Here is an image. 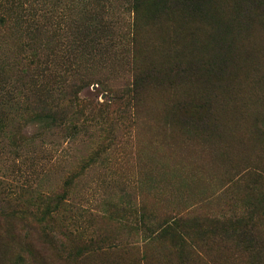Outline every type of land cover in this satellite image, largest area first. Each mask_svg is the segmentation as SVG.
Instances as JSON below:
<instances>
[{
	"label": "rangeland",
	"instance_id": "1",
	"mask_svg": "<svg viewBox=\"0 0 264 264\" xmlns=\"http://www.w3.org/2000/svg\"><path fill=\"white\" fill-rule=\"evenodd\" d=\"M14 1L21 23L0 25V264H178V243L151 238L164 218L183 220L186 264H264V0L153 16L108 0L102 18L94 0ZM31 52L57 91L79 86L75 128L42 113L41 78L22 74ZM245 213L254 248L225 222ZM97 244L109 252L89 258Z\"/></svg>",
	"mask_w": 264,
	"mask_h": 264
},
{
	"label": "trees",
	"instance_id": "2",
	"mask_svg": "<svg viewBox=\"0 0 264 264\" xmlns=\"http://www.w3.org/2000/svg\"><path fill=\"white\" fill-rule=\"evenodd\" d=\"M92 1V0H89ZM96 1V2H95ZM180 1V0H179ZM203 0H181V3H178V0H128V2L130 3L132 9L134 10L133 12L136 13V11L138 10V8L141 5H144V7L150 11V15H156L157 13H161L163 11H165L167 8L171 7L175 2L177 5L179 4L180 6L183 7V9H192V10H197L198 7L200 6V3ZM109 2L108 0H94V4H96L99 7V14H101V18L104 17L102 16L105 13V8L106 6H104L105 3ZM24 6L21 3H16L14 0H0V25L5 24L6 22H8V20H13L15 22V24H20L22 19H23V15H24ZM99 23H101V20L98 21ZM90 28V27H89ZM86 31V28H85ZM43 36V35H42ZM88 35L84 34V31L82 32V39L84 43H91L90 40H86ZM50 36H44V38H46L47 40H45L43 43H41V48L47 50V45L46 43L48 42ZM46 45V46H45ZM44 56V55H43ZM30 57L31 60H29L26 56H24V60H23V76L26 78H33V76L37 75V77H40L42 80V86H41V94L44 93L46 91V99H50V108H46L43 107L42 108V113L44 114H52V126L53 128H57V129H61L63 132L68 131L70 127L75 128V125H71L73 124V121L71 119H69L67 117L66 114H78L79 116H82L84 119H87V117H84L83 114H86V105L81 102V100L78 97V94L80 92L79 90V86L75 84H70L67 87V91H65L64 89H61L60 87V91H57L54 87V85L59 82L60 84H63V80L61 79L62 77L60 76H56L54 74L55 70L53 69L52 72H50V70L47 71V61L49 60L47 57L44 60V62H42V64H44V68L40 69L39 67V63L41 62V57H35L34 54L31 52L30 53ZM53 61V62H52ZM50 60L49 63L52 64L53 63V67L57 66L54 64V60ZM134 61V62H133ZM131 64L133 66V71L136 75L138 68L135 62V57H133V59H131ZM43 71L45 72H50L48 73V75L45 76V73H42ZM77 75V77H76ZM82 74L76 73L73 75H70L71 78H73V80H77L78 82H81L83 80V77H81ZM39 78V80H40ZM51 82L52 86H48L49 82ZM73 81V82H74ZM33 81H31L32 83ZM76 85V86H75ZM48 87V88H46ZM66 92V93H65ZM59 96L63 97V100H59ZM126 96H128L129 101L133 102L134 101V94L132 92H130L129 90H127ZM43 100H39V103L43 105L42 103ZM44 106V105H43ZM63 115V116H62ZM52 128V129H53ZM53 203H57L60 204L59 200H55L53 201ZM57 210L59 209L58 206L56 208ZM55 210V211H57ZM249 214V213H248ZM247 213H245V215H243V217H239V218H235V219H227L225 220L226 223H230V228L232 227H237L239 228L238 231H235L234 235H236L237 237L241 238L239 241L241 242V244H239V246H241L243 249H248L250 248H254L255 242H254V236H252V231L253 228L255 227L254 225H256V222L254 221V223H252L251 225H247L246 219H244V217L246 216V218L251 219L252 215H248ZM150 219V218H148ZM152 221V220H151ZM178 221H183L180 219H176V218H164L162 219V221L160 223L157 224L154 232L151 233V238L153 240L156 241H160L162 243H168L170 245V243L174 244V243H178L177 245L179 246V250L177 251L178 253V264H186V255H183L182 249L185 247V250L187 248H190V243L186 240L187 236L184 233V231L182 230L180 233L176 231L175 226L177 224ZM233 221V223H232ZM250 221V220H249ZM252 221V220H251ZM33 231L36 232L35 229L31 228ZM42 231V230H41ZM43 234V231H42ZM106 241V239L102 238L101 240H99V242H104ZM174 242V243H173ZM97 241L95 240H90L88 246H93L96 245ZM97 248V249H96ZM96 248L92 251H90L89 253H87L89 255V258H92L93 256H97V257H101L97 252H102V255H105L109 252V249L107 248H102L99 247V244H97ZM103 257V256H102ZM78 264H92L91 261H86L82 260V257L78 259ZM101 264H107V263H101ZM111 264V263H108Z\"/></svg>",
	"mask_w": 264,
	"mask_h": 264
}]
</instances>
